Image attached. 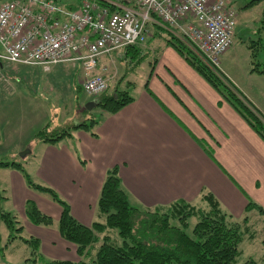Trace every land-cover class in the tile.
I'll list each match as a JSON object with an SVG mask.
<instances>
[{
	"label": "crops",
	"instance_id": "1",
	"mask_svg": "<svg viewBox=\"0 0 264 264\" xmlns=\"http://www.w3.org/2000/svg\"><path fill=\"white\" fill-rule=\"evenodd\" d=\"M118 52L122 50L112 54ZM112 54L101 58L100 63L105 61L101 67L112 65L108 62ZM159 61L161 70L160 64L152 70L133 101L100 120L96 137L77 130L71 137L43 146L34 180L60 194L72 216L83 225L94 222L105 173L113 167L118 168L125 192L149 207L192 201L203 189L235 218L242 215L250 198L264 207L262 140L173 49L167 47ZM2 78L0 103L16 96L29 102L31 84ZM47 86L40 85L43 91ZM23 105L21 109L29 108L24 100ZM50 107L49 117H40L32 133L35 118L30 110L25 111L27 118L7 116V123L14 124L17 119L24 124L27 120V133L12 146V153L30 150L28 155H33L36 132L46 125L59 127L69 122L70 117L60 118L59 107ZM207 147L212 157H208ZM8 176L14 209L25 217L24 205L30 200L43 214L58 221L60 206L49 210L47 200L30 193L21 172L13 169ZM44 202L49 206L42 205ZM26 225L46 257L76 263L74 247L62 240L57 228Z\"/></svg>",
	"mask_w": 264,
	"mask_h": 264
},
{
	"label": "trees",
	"instance_id": "2",
	"mask_svg": "<svg viewBox=\"0 0 264 264\" xmlns=\"http://www.w3.org/2000/svg\"><path fill=\"white\" fill-rule=\"evenodd\" d=\"M54 1L68 9H74L79 6L82 0ZM72 1H76L75 4ZM255 1L257 0H253L248 5ZM149 29L150 33L148 31L147 38L151 35L155 36V34L159 37L161 33H165L167 38L164 43L180 55L264 142V121L257 117V113L252 109L250 103L232 83L226 80V77L221 75L220 78L218 74L216 75L172 30L159 24H151L148 26ZM147 38L144 44L147 43ZM141 46L143 44L128 46L122 50L127 54L139 51ZM249 49H251V57L254 59L256 56L254 46H250ZM252 64L254 68L251 71L264 75V60L259 63L252 62ZM222 78L227 83L222 81ZM107 89L92 100L94 107H98L100 111L98 118L88 116L90 113L85 109L82 120L68 122L59 127L46 125L35 133L34 141L53 145L71 137L72 133L77 130H83L96 137L95 128L103 117L115 114L133 101L128 90L123 91L115 86L111 94H105ZM78 90L82 91L81 85ZM0 168H11L21 172L28 188L49 193L52 200L61 208L57 230L62 240L74 247L78 260L76 263L52 260L47 264H84L83 259L86 258L89 259L88 264H234L240 254L239 245L242 240L249 233L248 238L254 236L247 224L248 219L244 217L237 222L235 217L225 211L210 192L202 197L206 203L205 208H196L182 200L169 203L165 209L155 206L149 211H141L131 206L118 176L117 167H113L105 173L95 204V217L98 221L86 226L72 216L68 203L60 200L52 189L34 184L21 164L0 160ZM1 200L3 197L0 191V202ZM250 210H257V213L263 216L264 222V209L260 205L248 201L244 212ZM24 214L31 225L48 227L53 224L52 218L43 214L30 200L25 202ZM192 217L197 221L192 227L191 233L187 234L185 232L188 227L187 220ZM0 222L4 223L10 232L22 230L21 226L15 227L18 224L15 216L1 207ZM110 231H115L119 240H112L109 235ZM16 238L18 237L9 235V241ZM19 238L31 248L32 258L26 259L24 264H36L40 247L38 239L34 237L27 240ZM95 246L97 247L95 254H91ZM262 260H264V252ZM244 264L258 263L249 258Z\"/></svg>",
	"mask_w": 264,
	"mask_h": 264
},
{
	"label": "rangeland",
	"instance_id": "3",
	"mask_svg": "<svg viewBox=\"0 0 264 264\" xmlns=\"http://www.w3.org/2000/svg\"><path fill=\"white\" fill-rule=\"evenodd\" d=\"M3 1L6 0H0V5ZM227 1L236 14L233 43L229 50L220 57L221 59H219V67L222 69L220 70L221 72L219 71L218 73V71L210 69L216 73V75L218 74L220 78L221 75L226 77V80L234 84L240 94L248 102H250L248 99L250 98L252 109L257 113V117H260L264 121V117L262 116V111L264 112V75L251 71L254 68L252 62L259 63L264 60V0H257L250 5L248 4L253 0ZM75 2L76 1H72L73 4ZM160 36L157 37L156 34L155 36H149L147 38V43L141 46L139 51L128 52L126 54L122 50V53L118 52L111 55L110 61L108 62L109 64L112 62V65L108 67L109 69L107 68L108 89L105 94H111L115 86H118L119 89L123 91L128 90L130 96L133 98L140 93L144 84L149 80L152 70L157 69L159 64L160 68L158 69L161 70L162 68V62L160 63L159 61L160 56L169 46L164 43L165 38H167L166 34L161 33ZM250 46H254L256 55L254 59L251 57L252 51L249 49ZM0 53H2L1 48ZM223 58L225 59L223 64H221ZM100 64H105V61H102ZM170 65L173 67L175 66L171 62ZM2 77H7L10 80L12 79L15 83L23 82L24 85L31 84L32 86L29 90L31 93V99L29 102L26 98L22 99L21 97L16 96L14 97V100H12V98L4 99L0 103V160L21 164L30 180L34 184L42 185L41 183H38L40 181H36L37 178L34 174L37 171V168H39V160L42 156L44 150L43 146L45 144L33 142V155H26L23 157L22 153H12V146L16 144L25 133H27V120L22 124L16 119V122L13 124L5 122V119L7 116L9 118L13 116L15 119L22 115H25L27 118L29 115L25 111L30 110L31 116L35 118V121L31 123L30 132L32 133L36 130L34 128V125L36 126L35 122L40 120V117H49V114L51 113L50 105H56L59 107L57 112H60L59 116H61V119L64 120L70 117L69 122H78L83 119V110H85L88 103L97 96L90 97L83 93V91L78 90L83 79L81 65L79 63L61 65L51 69L48 73H45L40 68L9 65L0 60V80H3ZM222 81L226 82L223 78ZM40 85L48 86L45 91H43ZM23 100L29 108L21 109V107L24 106ZM247 107L253 111L248 105ZM260 110L262 111L260 112ZM88 112L90 113L88 116L91 115L97 118L100 114L98 107H93L88 110ZM51 118L52 120L54 119L53 117ZM249 129L254 132L251 128ZM258 138L260 139L259 136ZM206 151L207 155L209 154L208 157L213 156V153L210 152V148L207 147ZM8 171H13V169L0 168V191L3 197V200L0 202V207L15 216L16 221L18 222L15 227L17 228L21 226L22 230L10 232L4 223L0 222V263L24 264L26 259L32 258L31 248L23 243L19 237L26 240L30 238V234L26 228V224L29 222L26 217L22 216L21 213L13 208ZM28 190L30 193H33L34 195L37 194L47 200V202L50 203V206L47 205L46 202L42 203V205L46 204V206H49V210L54 208L53 205H58L52 200L49 193L34 188H28ZM208 192L209 190L203 189L201 190L200 195L194 200L182 201L189 203L196 208H205L206 203L202 197ZM126 194L129 204L141 211H149L155 207L146 206L142 202L140 203L136 201L131 195H128L127 192ZM56 195L63 201V197L60 194L56 193ZM249 201L259 204L251 198ZM156 206L165 209L169 205L165 204ZM221 206L225 209L222 204ZM260 206L263 207L262 205ZM244 217L248 219L247 224L251 228L250 232L253 233L254 236L253 238H248L250 235L249 233V235L242 240L239 245L240 254L234 264H244L249 258L254 259L258 264H264V260H262L264 252L263 216L257 213V210H250L246 213L243 211L242 215L235 219L239 222ZM95 221H98L97 217H95L94 222ZM196 221L197 219L194 217L188 218V227L185 229L187 234L191 233V229ZM46 228L56 229L57 221L54 220L53 224ZM9 235L18 238L9 241ZM109 235L112 240H119L115 231H110ZM96 248V246L93 248L91 254H95ZM37 257L38 261L36 264H47L53 260L44 255L41 245L38 249ZM88 262V258L83 259L84 264H88Z\"/></svg>",
	"mask_w": 264,
	"mask_h": 264
},
{
	"label": "built area",
	"instance_id": "4",
	"mask_svg": "<svg viewBox=\"0 0 264 264\" xmlns=\"http://www.w3.org/2000/svg\"><path fill=\"white\" fill-rule=\"evenodd\" d=\"M235 17L227 0H82L74 9L54 0H7L0 5V60L45 73L79 63L82 91L96 97L108 86L100 59L144 44L151 24L175 32L217 71L233 43Z\"/></svg>",
	"mask_w": 264,
	"mask_h": 264
},
{
	"label": "water",
	"instance_id": "5",
	"mask_svg": "<svg viewBox=\"0 0 264 264\" xmlns=\"http://www.w3.org/2000/svg\"><path fill=\"white\" fill-rule=\"evenodd\" d=\"M94 107V103L93 102H90L88 103V105L86 106V110H90ZM23 154V157H25L26 155L30 154V150H25L24 152H22Z\"/></svg>",
	"mask_w": 264,
	"mask_h": 264
}]
</instances>
